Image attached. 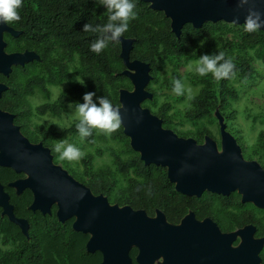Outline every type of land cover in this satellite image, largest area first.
I'll return each instance as SVG.
<instances>
[{"label": "trees", "instance_id": "trees-1", "mask_svg": "<svg viewBox=\"0 0 264 264\" xmlns=\"http://www.w3.org/2000/svg\"><path fill=\"white\" fill-rule=\"evenodd\" d=\"M134 3L138 16L129 22V29L123 36L134 38L130 58L148 62L151 66L154 76L148 83V90L149 85L157 80L160 59L178 63L183 59H197L203 54L215 55L218 52L197 49L195 42L206 34L223 32L229 28L223 21L206 22L198 29L187 23L177 38L171 31L169 18L162 11L151 9L149 4L142 0H134ZM19 14L21 20L8 25L21 30V33L17 37L4 33L5 50H35L40 55V60L28 62L24 66H14L8 77L0 74V82L8 85V89L0 97V108L15 115L14 122L20 125L21 131L30 141H42L50 147L53 160L57 163L59 153L53 150V142L79 138L76 121L58 132L48 125L32 123L30 116L34 115V112L39 115L60 116L68 103H72L75 108V103H83L84 93L90 91H94L96 96H106L113 105H119V90L128 88L131 82L121 74L124 65L119 56V42H110L99 54L90 51V44L97 38V34L84 32L83 25H102L107 22L108 16L98 0H23ZM240 40L245 48L236 47L237 56L232 60L235 65L234 75L247 79L254 74L253 68L245 58L247 53L251 51L250 53L264 65V31L249 33L241 27ZM242 51L244 54L239 55ZM224 53L228 59L227 52ZM76 58L78 61L72 66L73 74L83 80L84 84L76 81L51 100L50 87L69 80L70 63ZM234 75L220 81L215 80L211 74L190 79L192 84L201 85L197 95L192 98L193 108L185 114V119L194 125L193 138L197 142L202 140L203 133L206 132L204 130H207L205 122H213L215 108L224 110L228 99L235 100L238 97V93L229 87ZM175 78L181 80L178 72L175 73ZM150 91L155 99L156 92ZM36 94L44 101L33 108L31 98ZM93 99L95 100V97ZM153 99L151 102L144 101L143 106L148 107L146 102L154 104ZM170 108L171 104L165 102L152 112L162 119L164 127L173 128L180 136H187L186 132L175 128L174 120L169 114ZM233 114L231 111L229 116ZM204 119L208 121L200 122ZM97 135L104 140L110 138L121 145L119 150L110 148L109 155L117 170L125 175L133 172L135 177L129 179L126 186L117 187L115 180H107L103 173L91 172L92 160L95 154L102 155L101 149L95 154L88 153L82 157L85 171L67 170L74 178L87 185L94 194L102 193L112 203L128 204L135 209H144L149 214H153L155 208H161L168 219L173 221L185 212L187 207H196L197 202L226 198L208 192L194 197L176 191L174 184L167 177L165 167L145 164L139 153L130 147L129 138L123 133L122 126L111 136L93 130L92 135L83 141L93 145ZM86 171L90 173L87 175ZM22 176L23 173H16L12 168L0 166V182L10 195L15 215L26 218L29 222V236L26 237L15 223L1 214L0 208V264H94L100 261L99 251L86 250L88 234L73 230V218L60 222L55 213V205L52 206L50 215H43L38 210L32 211L29 208L33 198L32 192L25 189L16 194L15 190L8 186L9 182ZM131 251V254H134L136 249L132 248Z\"/></svg>", "mask_w": 264, "mask_h": 264}, {"label": "water", "instance_id": "water-1", "mask_svg": "<svg viewBox=\"0 0 264 264\" xmlns=\"http://www.w3.org/2000/svg\"><path fill=\"white\" fill-rule=\"evenodd\" d=\"M154 10H160L170 20L171 31L179 38L183 26L190 23L200 28L206 22L224 21L243 25L245 9H238L236 0H142ZM257 7L264 10V0ZM239 20L236 21V17ZM259 30L264 31V27ZM4 33L17 37L21 30L8 24H0V74L8 76L13 66L23 65L39 55L33 50L7 52ZM134 38H120V53L125 75L132 89L119 90V106L123 117L122 130L129 138L130 147L139 153L145 164L166 168L167 177L176 191L199 197L204 191L229 194L237 190L243 201L264 205V169L256 161L243 158L234 136L226 130L223 115L215 108L214 115L220 125L221 147L206 136L199 143L193 137H183L162 124L143 102L153 99L147 86L152 79L151 66L140 59H131ZM8 85L0 82V97ZM127 109L125 113L123 109ZM0 166L12 168L24 176L8 185L20 194L32 192V211L43 215L52 213L60 222L74 218L72 227L89 235L88 252L99 251L102 261L95 264H133L129 255L132 247L138 249L139 264H151L157 257L158 248L164 241H174L180 233H191L186 215L181 225L170 224L164 214L157 210L150 217L144 209L111 204L102 193L91 189L74 178L65 168L54 162L49 147L42 142H31L14 123V115L0 108ZM1 214L15 223L28 237L29 222L14 213L10 195L0 182ZM213 233H219L215 224L208 221ZM212 227V228H211ZM216 241V240H215Z\"/></svg>", "mask_w": 264, "mask_h": 264}, {"label": "rangeland", "instance_id": "rangeland-1", "mask_svg": "<svg viewBox=\"0 0 264 264\" xmlns=\"http://www.w3.org/2000/svg\"><path fill=\"white\" fill-rule=\"evenodd\" d=\"M224 22V21H223ZM225 24L229 25V28L225 29L223 32H212L211 34H206L204 38L199 39L195 42V47L197 49L202 50H211L212 52H227L228 59L233 60L237 56L236 47H244V44L241 43L240 40V32L241 27L243 25H237L232 23ZM251 52V51H250ZM247 53L245 58L248 60L250 66L254 70V74L251 75L247 79H241L238 75H234L229 82V87L235 90L238 93V97L235 100L228 99V105L224 110H219V112L223 115L224 121L229 123L230 128H236L239 132L244 133L245 143H250L258 136V132L264 127V65L257 60L251 53ZM244 52H240L239 55H243ZM181 60L178 63H170L168 60H162L158 62L160 65V69L157 72V80L152 82L149 85L150 90H154L156 92V97L154 100V104L146 105L152 109V111H156L159 107L165 103L169 102L171 104V108L169 109V114L171 118L174 120L175 128L177 130H181L186 132L187 136L183 137H194L193 136V128L194 125L185 119V114L193 108L192 98L195 97L200 89V84H192L191 78L200 77L194 71H189V64L195 67V62L198 60ZM78 59L76 58L73 62L70 63V72L71 75L69 80L57 85L51 86V100L55 99L57 95L65 90H67L72 84L76 82V77L73 74V65L76 64ZM178 72L181 76V82L184 84L185 89L190 88L192 90V98L189 99L187 91L179 98L178 95H175L172 91L173 87V79L175 78V73ZM152 78L154 76L151 73ZM152 80V79H151ZM150 80V81H151ZM127 89H132V84ZM36 97V98H35ZM33 98V96H32ZM31 98V103L33 106L42 103L44 100L40 95L34 96V100ZM151 102V100H148ZM72 103H68L62 114L60 116H36L34 115L32 118V122L48 125L52 129L60 132L67 126H69L75 120V108ZM233 111L234 114L229 116V113ZM213 122L217 121L216 116L213 113L212 116ZM208 121L206 119L200 121L205 122ZM55 122V123H54ZM262 123V124H261ZM57 124L62 125V128ZM217 124L209 125L215 133L217 129L215 128ZM254 126L257 128L254 129ZM173 129V128H171ZM174 130V129H173ZM175 131V130H174ZM176 132V131H175ZM177 133V132H176ZM96 142L93 145H88L86 142L82 141L78 137L65 139V142L68 144H73L78 147L83 153L95 154L97 150H102V155H96L92 160L91 172L103 173L107 180H115V185L126 186L129 182V179L135 177L133 172L125 175L122 174L119 170H117L115 163L113 162L111 156L109 155V149L114 148L119 150L121 145L112 139L108 138V140H104L102 137L96 136ZM58 142H53V146H55ZM57 163L61 165L63 168L72 169L76 171H85L84 163L82 158L78 161H67L61 160L60 155L58 154ZM68 171V170H67ZM90 171H86L88 175ZM97 175V174H96ZM98 176V175H97ZM102 177L101 175H99ZM4 248V247H3Z\"/></svg>", "mask_w": 264, "mask_h": 264}, {"label": "flooded vegetation", "instance_id": "flooded-vegetation-1", "mask_svg": "<svg viewBox=\"0 0 264 264\" xmlns=\"http://www.w3.org/2000/svg\"><path fill=\"white\" fill-rule=\"evenodd\" d=\"M34 60H40V58ZM25 64L20 66H24ZM34 96H37V94L33 95V100ZM36 106H33V108ZM34 115L44 116L46 114L39 115L34 112ZM34 115L30 116L31 122ZM205 124L207 130H204L206 132L203 133V138L199 143L203 142L206 136H209L215 140L217 146L220 148L221 131L218 121L211 123L205 122ZM211 124H217L215 127L217 131L215 133L209 126ZM16 125L20 127L19 124ZM225 125L226 130L234 136L237 144L240 146L243 158L247 161H256L264 169V127L258 132V136L253 141L245 143L241 137V134L244 137L243 132H239L236 128H230L227 122H225ZM255 128L257 127L254 126ZM205 192L211 195L225 196L226 198L197 202L196 207H187L186 211H183L173 221L168 219L167 214L161 208H155L153 214L146 212L148 216L154 217L156 216L157 210H159L164 214L165 220L174 225H181L189 213L193 215L191 219H186L187 226L189 228L191 226L193 232L180 233L174 241H164L160 245V248H158L157 257L154 258L151 264H264V205H260L254 201H243L241 193L237 190L231 191L229 194L211 191H204L202 194ZM110 203L114 204L112 202ZM208 220L212 225H216L219 233H213L212 227L209 230L210 226L208 222H204ZM132 248L129 250L132 263L139 264L137 261L138 249L135 248L136 252L131 254ZM101 261L102 254L101 260L96 263Z\"/></svg>", "mask_w": 264, "mask_h": 264}, {"label": "clouds", "instance_id": "clouds-1", "mask_svg": "<svg viewBox=\"0 0 264 264\" xmlns=\"http://www.w3.org/2000/svg\"><path fill=\"white\" fill-rule=\"evenodd\" d=\"M236 2L238 9L246 10L243 22L245 32H255L264 27V10L257 7L258 0H236ZM22 3L23 0H0V24L19 22L21 20L19 9ZM98 3L108 13L107 22L95 26L85 23L82 28L84 32L97 34V38L90 44V51L96 54L101 53L110 42H119L123 34L128 31L129 22L138 16L134 0H98ZM235 19L239 20V16ZM234 67L232 60L226 59L222 51L215 55L203 54L195 62L194 68L192 64L188 66L189 71H194L201 77L211 74L217 81L234 75ZM76 81L84 84L79 78H76ZM172 83V91L175 95H183L187 91L189 99L192 98V90L185 89L180 79L174 78ZM123 110L127 112L126 108ZM75 120V127L82 141L91 136L93 130L111 136L119 131L123 124L121 108L113 105L106 96H96L94 91L84 93L83 103H75ZM57 125L62 128V125ZM53 150L59 153L61 160L69 162L78 161L84 156L78 147L65 141L57 143Z\"/></svg>", "mask_w": 264, "mask_h": 264}]
</instances>
